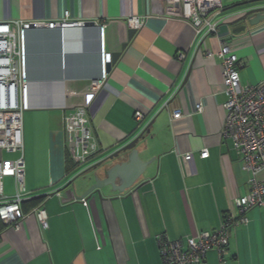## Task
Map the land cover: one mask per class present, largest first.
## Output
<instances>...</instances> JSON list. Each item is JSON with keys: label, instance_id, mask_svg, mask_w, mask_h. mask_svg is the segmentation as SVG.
Segmentation results:
<instances>
[{"label": "crops", "instance_id": "crops-1", "mask_svg": "<svg viewBox=\"0 0 264 264\" xmlns=\"http://www.w3.org/2000/svg\"><path fill=\"white\" fill-rule=\"evenodd\" d=\"M222 4L213 19L220 22L217 33L203 37L191 23L160 15L153 0H0V22L44 24L26 32L27 200L22 213L31 216L17 228L3 225L0 264H163L159 237L186 240L214 232L236 212L235 200L251 191L252 174L244 170L232 139L222 133L227 115L223 62L209 58L206 49L216 54L224 42L232 44L242 64L241 83L263 82L264 22L240 35H233L234 26L227 23L264 7V0ZM131 17H144L145 25L129 42ZM65 21L95 25L47 26ZM101 26L106 51L121 56L95 90L93 83L102 78ZM81 106L87 107L100 147L84 166L73 161L65 123L66 115ZM176 109L183 116L174 120ZM137 114L144 115L143 121L136 120ZM152 121L141 144L140 157L147 165L134 187L73 201L74 192L81 196L88 189L91 174L72 181ZM206 149L209 157L202 159ZM5 179L12 185L9 191L4 186V197L11 199L15 181ZM258 179L264 183V171ZM59 190L62 195L52 197ZM41 197L46 198L37 200ZM39 207L47 212V229L32 215ZM246 217L247 224L231 231L227 264H264V206ZM202 264H220L218 253L209 252Z\"/></svg>", "mask_w": 264, "mask_h": 264}, {"label": "built area", "instance_id": "built-area-1", "mask_svg": "<svg viewBox=\"0 0 264 264\" xmlns=\"http://www.w3.org/2000/svg\"><path fill=\"white\" fill-rule=\"evenodd\" d=\"M160 7V15H167L191 23L203 37L217 33L220 22H213L218 12L223 10L222 0H153ZM129 27L137 31L145 25V18H129ZM44 25L43 23H32ZM82 22H51L47 26L54 28L62 25L73 27ZM29 23L0 22V222L11 228H17L29 216L23 215L22 204L27 200L24 160V122L26 109L23 94L29 80L27 75V36ZM105 27H100V53L102 78L93 83L99 90L108 78L107 68L110 54L105 47ZM202 44H205L204 41ZM201 44V46H202ZM201 48H199V52ZM209 58L218 56L222 59L223 89L227 96L224 108L227 112L222 133L232 139L234 149L243 162V168L251 173L249 178L251 191L247 196L235 200L236 212H230L223 219L218 230L204 232L186 240H168L159 237V248L163 264H202L209 252L218 253L220 264H227L231 231L248 223L247 213L264 206V183L258 176L264 171V81L260 84L243 85L238 68L242 66L232 44L224 42L216 54L206 49ZM108 57V60H107ZM180 60L185 55H179ZM87 107L81 106L65 117L70 134L69 150L73 161L84 166L88 160L100 151L99 144L89 125ZM197 105V110L202 111ZM183 116L180 109L173 111V119ZM144 115L137 114L136 120L143 121ZM6 155L19 154L18 158H5ZM209 157L206 149L202 159ZM187 160L192 155L186 156ZM13 178L15 195L4 197V179ZM55 195L61 196L62 191ZM73 201H77L73 196ZM32 215L44 229L48 228L47 212L39 207Z\"/></svg>", "mask_w": 264, "mask_h": 264}, {"label": "water", "instance_id": "water-1", "mask_svg": "<svg viewBox=\"0 0 264 264\" xmlns=\"http://www.w3.org/2000/svg\"><path fill=\"white\" fill-rule=\"evenodd\" d=\"M262 22H264V7L249 10L227 24L229 26H234L232 32L233 35H240L248 31V29L251 27L258 26ZM82 25L94 26L95 24L86 23ZM58 26L64 29L62 25ZM30 27L33 28L34 24H31ZM137 33V30L130 28L128 33L129 42L133 40ZM129 42L123 44V51L128 48ZM120 56V52L114 53L112 57L110 54V62L108 61L107 63L108 72H110L112 65L120 58ZM187 79L188 76L185 79L183 86L187 82ZM154 122L155 121L150 122L132 141L117 149L97 165L85 170L72 181L74 184L79 178H82L89 173L91 174L90 178L88 179V182L90 183L88 189L81 196H77L74 194L75 192L73 193L77 201H85L94 194H97L100 198H103L104 191L107 189H110L111 193L123 194L127 190L134 187L136 182L141 177L145 166L147 165L141 160L140 157V153L142 151L141 144L146 141V136L151 133V126L154 124ZM53 196H55V193L52 194V197Z\"/></svg>", "mask_w": 264, "mask_h": 264}, {"label": "rangeland", "instance_id": "rangeland-1", "mask_svg": "<svg viewBox=\"0 0 264 264\" xmlns=\"http://www.w3.org/2000/svg\"><path fill=\"white\" fill-rule=\"evenodd\" d=\"M4 157L5 158H12V157H15V154H13V155H6V154H4ZM11 182L10 181H8V179H5L4 180V186H5V188H6V191H9V189H11Z\"/></svg>", "mask_w": 264, "mask_h": 264}, {"label": "trees", "instance_id": "trees-1", "mask_svg": "<svg viewBox=\"0 0 264 264\" xmlns=\"http://www.w3.org/2000/svg\"><path fill=\"white\" fill-rule=\"evenodd\" d=\"M46 197H47V196H46ZM46 197H41V198H39V199H37V200L44 199V198H46ZM34 201H36V200H34ZM2 228H3V224L0 222V232L2 231Z\"/></svg>", "mask_w": 264, "mask_h": 264}]
</instances>
